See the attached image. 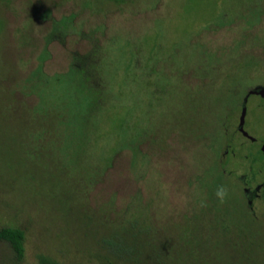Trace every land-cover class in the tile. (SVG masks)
<instances>
[{"label": "rangeland", "instance_id": "374dc122", "mask_svg": "<svg viewBox=\"0 0 264 264\" xmlns=\"http://www.w3.org/2000/svg\"><path fill=\"white\" fill-rule=\"evenodd\" d=\"M263 78L264 0H0V228L26 231L0 264H85L124 215L189 242L190 264L196 240L264 242V195L244 194L264 156L221 162ZM245 131L264 138L258 96Z\"/></svg>", "mask_w": 264, "mask_h": 264}, {"label": "trees", "instance_id": "16d2710c", "mask_svg": "<svg viewBox=\"0 0 264 264\" xmlns=\"http://www.w3.org/2000/svg\"><path fill=\"white\" fill-rule=\"evenodd\" d=\"M88 56L91 54H75L71 67L79 59ZM99 228L103 231L102 236L97 240L95 252L91 254L93 259L85 264H190L181 258L178 252V245L183 247L188 245L185 251H192L190 243L164 240L162 232L149 224L148 219L143 215L134 220H127L124 215V218L119 217L110 224L102 223ZM0 240L10 244L17 261L24 259L26 231L23 228H0ZM193 253L198 256L193 260V264H258V255L264 253V242L263 240H212V242L196 240L193 242ZM252 255H256L257 258ZM211 258L213 260H210ZM49 260L41 258V263L59 264Z\"/></svg>", "mask_w": 264, "mask_h": 264}, {"label": "flooded vegetation", "instance_id": "af4514ba", "mask_svg": "<svg viewBox=\"0 0 264 264\" xmlns=\"http://www.w3.org/2000/svg\"><path fill=\"white\" fill-rule=\"evenodd\" d=\"M254 79L256 80V78H251V80ZM251 96H258L259 98L264 100V78L263 79H258V81H254V84L252 87H250L246 94L244 95V97L242 98L241 102L237 105L236 108V114L238 112L239 117H238V124L235 130H232L233 134L231 137H236V136H242L244 142H239L238 144H234V138L231 139H227L225 141V151L223 153V157L221 158V162L223 163V161L229 157L228 155H232V156H236L235 154V150H233L232 148L235 146L243 151H246V146L247 143H253L255 145H257V148L255 151H252L251 153L247 152L246 156H244L247 159H252L250 157H252L253 155H256V153L258 155H263L264 156V138L262 139V141H257L254 138H252L246 131H245V127H246V119H247V115H248V105H249V99ZM234 135V136H233ZM240 180H243L244 185L247 186L249 183L247 181H244L245 177L241 176ZM244 194L247 197L248 200V205L250 206V208L253 207V202L256 198L258 197H262L264 195V181L256 184V186L254 188L249 187H244ZM252 202V203H251Z\"/></svg>", "mask_w": 264, "mask_h": 264}, {"label": "clouds", "instance_id": "9594fccd", "mask_svg": "<svg viewBox=\"0 0 264 264\" xmlns=\"http://www.w3.org/2000/svg\"><path fill=\"white\" fill-rule=\"evenodd\" d=\"M217 199L220 201L221 204H223L226 199L228 198L229 195V190L227 189L226 186L224 185H220L217 189H216V193H215ZM201 207H206L207 204L205 201H201L200 203Z\"/></svg>", "mask_w": 264, "mask_h": 264}, {"label": "water", "instance_id": "95a60500", "mask_svg": "<svg viewBox=\"0 0 264 264\" xmlns=\"http://www.w3.org/2000/svg\"><path fill=\"white\" fill-rule=\"evenodd\" d=\"M252 203V202H251Z\"/></svg>", "mask_w": 264, "mask_h": 264}]
</instances>
